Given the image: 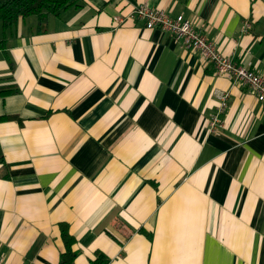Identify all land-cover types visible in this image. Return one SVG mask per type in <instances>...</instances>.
Segmentation results:
<instances>
[{
  "label": "crops",
  "instance_id": "crops-1",
  "mask_svg": "<svg viewBox=\"0 0 264 264\" xmlns=\"http://www.w3.org/2000/svg\"><path fill=\"white\" fill-rule=\"evenodd\" d=\"M183 14L264 75V0H78L0 19V257L60 264H264V104L143 19ZM247 31H243L246 22ZM225 126L209 131L218 93Z\"/></svg>",
  "mask_w": 264,
  "mask_h": 264
},
{
  "label": "built area",
  "instance_id": "built-area-1",
  "mask_svg": "<svg viewBox=\"0 0 264 264\" xmlns=\"http://www.w3.org/2000/svg\"><path fill=\"white\" fill-rule=\"evenodd\" d=\"M143 19L146 27H159L172 33L175 38L182 40L185 47L198 50L201 55L210 61L219 74L230 75L235 83L247 86L264 104V75L257 73L247 64L239 63L229 55L223 53L218 45L209 39L203 31L195 27L192 21L183 14L172 16L170 13L150 6L148 3L136 5L128 15H116L117 23H123L127 19ZM250 22L247 21L243 31H247ZM229 93H218L217 111L208 120L209 131H218L225 126L221 114L229 103ZM0 264H5L0 257Z\"/></svg>",
  "mask_w": 264,
  "mask_h": 264
},
{
  "label": "trees",
  "instance_id": "trees-1",
  "mask_svg": "<svg viewBox=\"0 0 264 264\" xmlns=\"http://www.w3.org/2000/svg\"><path fill=\"white\" fill-rule=\"evenodd\" d=\"M78 0H0V19L4 28L16 24L20 17L32 14L39 16L40 25L43 26L50 14H58L61 10L76 4ZM17 89L13 87H0V96H5ZM62 237L66 250L62 254L60 264H74L77 252L72 249L75 243L66 226H63Z\"/></svg>",
  "mask_w": 264,
  "mask_h": 264
}]
</instances>
